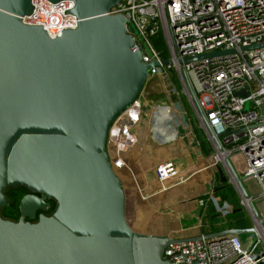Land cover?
Returning a JSON list of instances; mask_svg holds the SVG:
<instances>
[{
  "label": "water",
  "instance_id": "obj_1",
  "mask_svg": "<svg viewBox=\"0 0 264 264\" xmlns=\"http://www.w3.org/2000/svg\"><path fill=\"white\" fill-rule=\"evenodd\" d=\"M73 1L77 27L51 38L41 26L22 21L31 0H0V210L8 202L6 189L24 186L30 192L19 199L17 220L0 214V264H171L163 258L168 244L201 235L174 238L132 229L122 181L106 150L111 122L135 100L158 62H144L126 17L108 13L120 0ZM226 161L249 197L244 185L253 180ZM46 198L55 201L52 214L25 220L46 210ZM249 205L264 233V200ZM257 232L253 224L203 236ZM251 256H264V248Z\"/></svg>",
  "mask_w": 264,
  "mask_h": 264
},
{
  "label": "built area",
  "instance_id": "obj_2",
  "mask_svg": "<svg viewBox=\"0 0 264 264\" xmlns=\"http://www.w3.org/2000/svg\"><path fill=\"white\" fill-rule=\"evenodd\" d=\"M31 5V12L23 15L22 21L41 26L51 38L78 25L79 18L72 12L73 0H31ZM108 13L126 17L127 32L144 62H158L149 69L148 79L166 75L168 70L176 72L212 146L211 165L224 166L255 226L261 230L249 201L264 200V46L241 47L264 43V0H120ZM159 32L167 46V58L162 57L152 41ZM230 49L234 51L183 61L185 57ZM163 59L169 62L163 64ZM241 90L244 94H237ZM135 100L111 122L106 140L112 170L117 175L127 170L132 178L125 154L137 140L134 127L141 107ZM172 113L171 108H166L167 116ZM234 153L244 155L249 169L244 175L258 187L251 195L247 192L249 197L236 183L226 161ZM155 173L160 190L180 178L172 161L159 162ZM199 204H203V199L199 198ZM260 219L264 222V213H260ZM200 235L199 239L168 244L163 258L171 264H259L264 258L251 256L254 250L264 248L258 238L245 242L239 234L212 240Z\"/></svg>",
  "mask_w": 264,
  "mask_h": 264
},
{
  "label": "crops",
  "instance_id": "obj_3",
  "mask_svg": "<svg viewBox=\"0 0 264 264\" xmlns=\"http://www.w3.org/2000/svg\"><path fill=\"white\" fill-rule=\"evenodd\" d=\"M167 76L156 75L150 79L153 83H168L170 77ZM139 120L140 118L134 127L135 134L140 130ZM159 140L157 142L152 138L144 146L135 143L125 154L134 175L132 178L127 170H121L118 175L125 195L127 223L141 233L174 238L205 234L206 230L199 228L203 227L199 223L202 218L201 209L198 207L199 197L207 194V200L212 203L215 186L218 189L226 182L229 187L234 186L235 190V184L227 179L226 169L222 164L211 165L212 146L199 125L180 124L159 137ZM238 154L234 153L229 157L233 169L237 172L240 171ZM163 161H172L178 168L181 179L169 182L166 189L160 190L155 168ZM221 174H225L224 180ZM244 188L251 195L258 187L252 181L245 184ZM140 195L148 197L142 199ZM137 203L140 206H137ZM131 221L137 226L148 228H133Z\"/></svg>",
  "mask_w": 264,
  "mask_h": 264
},
{
  "label": "rangeland",
  "instance_id": "obj_4",
  "mask_svg": "<svg viewBox=\"0 0 264 264\" xmlns=\"http://www.w3.org/2000/svg\"><path fill=\"white\" fill-rule=\"evenodd\" d=\"M152 41L156 42L159 51L165 53L166 50L167 54V46L161 32L154 35L152 37ZM166 75L170 77L168 83H153L152 79H148L141 88L135 100V102L141 107V115L138 117L140 118V130L138 134L136 133V143L138 145H147L152 138H154V141L159 142V137H162L164 134H166V132H170L177 128L180 124L187 125L189 123H193L195 125H199L198 121L196 120L195 113L191 107V103L186 96L183 85L176 72L173 70H168ZM247 107L248 103L246 104V108ZM166 108H171L173 113L167 116L165 114ZM187 117L191 118L192 120L187 121ZM238 155L240 158L238 163L240 171H236V173L239 175H244L245 173L248 174L249 169L244 155L242 153H239ZM225 173L228 177L226 178L230 181V176L228 175L227 171H225ZM215 187L217 188V186ZM215 187L214 194L212 193V203L207 201L205 207L204 205L202 206L198 204L199 209L204 207L203 211H201L202 218L199 221L202 226H207V228L211 226L210 221L213 213L218 214V216L215 217L217 222H224L226 221L227 216L231 215V213H233L236 209H240V211L246 215L250 225L254 224L252 215H250L247 208L243 205L240 193L236 190V188V191L233 189L234 186L232 188L224 187L222 189L219 188L216 190ZM138 205L140 206L139 203H137V206ZM130 223L132 224V227L136 229L145 228L146 230L148 228V226H137L134 221H131ZM215 226L217 225L215 224ZM199 228L202 230L203 227L199 226ZM240 237L245 242L249 241L250 239L258 238L260 240V246H264V238L259 236L258 233L248 235L243 234L240 235Z\"/></svg>",
  "mask_w": 264,
  "mask_h": 264
},
{
  "label": "trees",
  "instance_id": "obj_5",
  "mask_svg": "<svg viewBox=\"0 0 264 264\" xmlns=\"http://www.w3.org/2000/svg\"><path fill=\"white\" fill-rule=\"evenodd\" d=\"M153 43L156 46V49L159 50L156 42H153ZM159 52L163 58H167L166 50H165V53H162V51H159ZM224 187L228 188L229 185L225 182V183H223V186L220 188L222 189ZM215 189H217V188H215ZM4 193L7 196L8 202H7V205L5 207L1 208L0 214L2 217L7 218V219H16L17 214H18L17 213L18 212V202H19V199L21 197V194L18 192H15V189H13V188L6 189L4 191ZM207 197H208L207 194L203 195L202 197H199V198L203 199L202 206L204 205V207L208 201ZM204 207H202L201 211H203ZM217 216H218L217 213H213V215L211 217V221H210L211 226L209 228H207V226H203L202 229L206 230L205 234L211 233V232H217V231H221V230L229 229V228H247V227H250V224L247 220L246 215L244 213H242L240 211V209H236L233 213H231V215L227 216L226 221H224V222H221V221L217 222L215 220V217H217ZM215 224L217 226H215Z\"/></svg>",
  "mask_w": 264,
  "mask_h": 264
},
{
  "label": "flooded vegetation",
  "instance_id": "obj_6",
  "mask_svg": "<svg viewBox=\"0 0 264 264\" xmlns=\"http://www.w3.org/2000/svg\"><path fill=\"white\" fill-rule=\"evenodd\" d=\"M13 189H15V192L20 193V194H21V197H22L23 195H25V194L30 193V192L27 190V188L24 187V186H18V187L13 188ZM33 194L40 196L39 193H33ZM21 197H20V198H21ZM45 201H46V202L48 203V205H49V206L46 208V210H40V209H38V210H36V212H35V216H34L33 219H29L28 217H25V220H29V221L33 222V221H36V220L38 219V215H39V214H44V215H46V216L51 215L52 212H53V210H54V207H55V201H54V199H47V198L45 199ZM17 213H18V214H17V218H16V219H11V220H17V219H18V217H19V215H20V214H19V210H18Z\"/></svg>",
  "mask_w": 264,
  "mask_h": 264
},
{
  "label": "bare ground",
  "instance_id": "obj_7",
  "mask_svg": "<svg viewBox=\"0 0 264 264\" xmlns=\"http://www.w3.org/2000/svg\"><path fill=\"white\" fill-rule=\"evenodd\" d=\"M257 233H258L259 236H261V237L264 238V233L262 232V234H261V230H259ZM262 235H263V236H262Z\"/></svg>",
  "mask_w": 264,
  "mask_h": 264
}]
</instances>
